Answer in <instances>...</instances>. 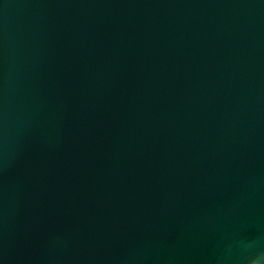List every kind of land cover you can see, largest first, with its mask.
<instances>
[{"label": "water", "instance_id": "95a60500", "mask_svg": "<svg viewBox=\"0 0 264 264\" xmlns=\"http://www.w3.org/2000/svg\"><path fill=\"white\" fill-rule=\"evenodd\" d=\"M0 264H264V0H0Z\"/></svg>", "mask_w": 264, "mask_h": 264}]
</instances>
